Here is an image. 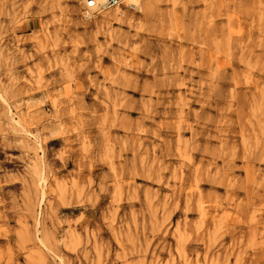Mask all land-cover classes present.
Returning a JSON list of instances; mask_svg holds the SVG:
<instances>
[{
    "label": "rangeland",
    "instance_id": "rangeland-1",
    "mask_svg": "<svg viewBox=\"0 0 264 264\" xmlns=\"http://www.w3.org/2000/svg\"><path fill=\"white\" fill-rule=\"evenodd\" d=\"M121 10L0 0V264H264V0Z\"/></svg>",
    "mask_w": 264,
    "mask_h": 264
},
{
    "label": "bare ground",
    "instance_id": "bare-ground-1",
    "mask_svg": "<svg viewBox=\"0 0 264 264\" xmlns=\"http://www.w3.org/2000/svg\"><path fill=\"white\" fill-rule=\"evenodd\" d=\"M101 5L102 2L100 0H95L94 7L89 9L84 7L85 10L84 13L86 14L87 17H92L94 15L106 12V10H104ZM122 6H125L130 9H138L140 7V0H123L122 4L119 5L117 8L113 9L112 11H115L118 15L122 14V10H121Z\"/></svg>",
    "mask_w": 264,
    "mask_h": 264
},
{
    "label": "built area",
    "instance_id": "built-area-1",
    "mask_svg": "<svg viewBox=\"0 0 264 264\" xmlns=\"http://www.w3.org/2000/svg\"><path fill=\"white\" fill-rule=\"evenodd\" d=\"M87 9L94 7L95 0H79ZM102 8L106 11H111L122 4L123 0H100Z\"/></svg>",
    "mask_w": 264,
    "mask_h": 264
}]
</instances>
